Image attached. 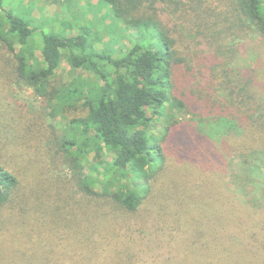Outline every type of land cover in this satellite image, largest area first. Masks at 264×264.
<instances>
[{"label":"trees","instance_id":"trees-1","mask_svg":"<svg viewBox=\"0 0 264 264\" xmlns=\"http://www.w3.org/2000/svg\"><path fill=\"white\" fill-rule=\"evenodd\" d=\"M41 1L77 17L79 0ZM82 1L92 20L65 23L66 34L33 28L29 13L3 10L0 0V245L11 235L18 243L0 262L264 264V186L257 195L241 181L264 156V0H227L228 22L243 33L227 49L247 64L224 62L208 81L206 68L191 66L171 37L180 0ZM196 1L203 7L192 4L185 14L207 13L213 0ZM106 18L103 33L92 29ZM104 33L130 43L98 48ZM64 59L72 81L57 88L52 80ZM13 83L50 110L18 114L7 94ZM78 104L84 114L64 128L48 122ZM90 130L95 151L109 158L104 182L81 171L78 137ZM234 156L243 202L226 183ZM56 161L76 182L58 177Z\"/></svg>","mask_w":264,"mask_h":264},{"label":"rangeland","instance_id":"rangeland-1","mask_svg":"<svg viewBox=\"0 0 264 264\" xmlns=\"http://www.w3.org/2000/svg\"><path fill=\"white\" fill-rule=\"evenodd\" d=\"M92 1L96 2V0ZM92 1L91 3H93ZM228 1H210V7L207 8V13L202 11L192 12L191 15H187L183 10H188V7L192 4H197V1L180 0L179 2L182 3L183 6L180 11H176V24H174V22H172L171 20L168 21V24H173V27H171L172 31L175 32L176 30V33L171 34V37L176 40V47L181 50L182 53L187 54V57L192 60L191 66H193L195 69L198 67L206 68V70L204 71V76L207 77V81L208 79L210 80L212 78V80H214L215 78L212 76L209 77V70L211 72V70H214L216 67V71H222V69H224L223 66H225L223 64L224 62H228L230 66L234 68L236 66L244 68L247 64L246 61L242 60L239 56L237 57L236 55L234 57L233 53L230 55L227 49L228 46H232V48H234V45L239 42L243 36V33L238 28V25H232L228 22L233 20L232 17H229L230 9L228 8ZM28 2L32 3L28 4ZM216 4L218 8H215ZM4 5H7L9 7H17L19 9L23 8V10H25L30 15L32 27L37 30L43 29L44 31L68 34V31L65 32V23L72 22L77 26L83 23L84 20H92V16L86 13L84 2L82 0H79L77 7H75V9H77V11H75V15H77L75 19L72 18L71 13L69 12V10L66 9V6H63L59 3H44L41 0H3L2 8L3 10H6ZM197 6L203 7V3L199 2ZM79 13L80 15H78ZM105 15L106 10L101 11V13H98V18H105ZM42 21L45 22V24ZM99 21L100 22H97L95 26L93 24L92 29H99L101 33V31L104 29L103 27H105L106 24H109V20L108 18H106L104 20L100 19ZM85 23L87 24L88 22ZM88 25L90 24L88 23ZM189 33L192 36L198 38L195 46L194 42H190L188 40H185L184 38L185 34ZM116 39H119L122 42L120 43V41L118 40H110L109 36L104 33V36L96 45L98 48H101L103 44L107 42L108 50L111 52L117 50L119 48V45L123 44V46H128L130 43L127 39ZM200 40L202 42L206 41V44L215 43L213 44L214 50H212V48H210V50L202 48ZM232 41H234L235 43ZM196 46H199L202 49H198L195 52L194 48ZM13 48L14 51L18 49L17 46H13ZM194 52L197 54V56L195 55V57L193 56ZM91 75V73H83L84 77H88ZM71 81V69L67 61L64 59L61 61L60 66L55 71V75L52 82L54 87L62 88L68 83L71 84ZM204 84L206 86L207 82ZM7 94L11 101L14 103L15 110L20 115L33 116L37 113V111H39V109L50 110L49 101H46L36 96L33 93L32 89L28 88L25 85L18 86V84L13 83L7 89ZM83 114L84 110L81 108V105L78 104L75 110H64L55 119L49 118L48 122H50L54 127L62 129L71 119L81 117ZM157 131L158 129H155L154 133L156 134ZM78 135L80 134L78 133ZM93 135V131L90 130L86 135V138L81 136L78 137V145H82V143L84 145V148H82V150H84L82 156L85 159H82L84 166L81 171L83 172L84 176H88L91 179L102 180V182H104V177H106L105 175H107L105 174L106 170L104 162L109 161V158H105V155L103 153L101 155L100 153L95 151V147L92 140ZM75 147H73V149L71 150H76ZM59 160H61V157ZM102 160L103 162L101 163ZM66 164V162L56 161L54 163V170H56V172L58 173V177L61 180L65 179V177H69L70 180L73 182L76 179L75 177H77V175H75L74 172L68 169V166ZM230 164V174L232 173V175L229 174L226 180V183L228 184V190L234 195L237 201L243 202L245 200V196H243V193L239 192L236 189L235 183L237 182V178L240 177V171L238 172V159L234 156ZM253 164L255 165V168H252L250 176L248 178L242 177L241 181L245 179V186H247L253 194L258 195V191L262 186H264V156H261L259 158L257 157V160L253 162ZM101 186V183L98 184V182H96L93 188L99 190ZM10 237L6 241V245H0V256L3 259L9 260L11 258L10 254L12 253V250L14 251L11 246L14 244L18 245L15 239L12 237L10 239ZM8 245H10L9 249L7 248ZM24 251L26 252V247H24ZM5 261L0 262V264H4Z\"/></svg>","mask_w":264,"mask_h":264}]
</instances>
